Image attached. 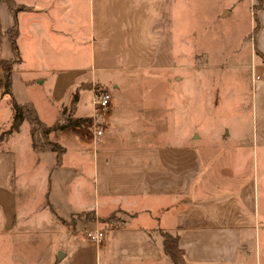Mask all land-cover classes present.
Returning a JSON list of instances; mask_svg holds the SVG:
<instances>
[{"label": "crops", "instance_id": "crops-1", "mask_svg": "<svg viewBox=\"0 0 264 264\" xmlns=\"http://www.w3.org/2000/svg\"><path fill=\"white\" fill-rule=\"evenodd\" d=\"M15 1L26 9L15 14L7 0H0V106L7 103L6 109L10 108L8 125L0 127V133L11 126L14 115L11 96L3 94L1 62L13 58L6 31L15 25L19 28L20 59L13 68L14 97L16 64L23 60L22 50L32 48L41 56L40 65L31 69L41 79L37 84H47L58 99L48 102L57 112L55 121L76 92L79 100L75 117L89 120L82 127L51 134L67 149L60 166L55 165V152L33 150L36 166L43 165L45 159L50 161L46 208L54 216L58 240L54 239L51 263L80 264L84 257L85 264H93L94 248L100 263L104 259L106 264H173L164 251L163 232H169L180 236L189 264H264V10L258 12L260 28L254 41L247 40L246 35L242 39L244 45L250 43L251 65L257 72L251 127L234 131V138L239 140L205 145L196 142L201 138L197 128L185 141H174L169 125L159 119L167 118L168 112H137L141 125L128 131V112H114L112 103L106 112H97L93 105L95 88L104 82L98 72L186 67L175 61V13L179 10L176 6L188 4V0ZM199 2L202 6L208 4L206 11L213 6L210 16L216 22L234 18L246 9L250 12L247 33L254 31L257 0ZM79 43L89 45L90 71L77 63L57 61L53 55L57 47H66L76 59ZM69 77L75 79L69 82ZM25 83L29 89L34 81ZM63 84L67 85L65 92ZM113 87L122 88L117 82ZM88 91L90 111L86 106ZM27 102H33L40 112L34 100L20 103ZM26 123L29 133L25 121L20 132L0 145V233H13L15 217L19 221L12 201L17 177L16 154L10 142L17 139ZM96 127L103 130L101 136H97ZM87 141H92L94 147H89ZM71 153L78 160H73ZM87 163L93 184L81 199L82 191L78 196L72 185L87 177V172L82 173ZM84 211L94 212L98 220L77 219L75 214ZM115 213L119 214L117 221H100ZM96 227L105 232V237L94 247L84 232ZM10 242L13 244L12 239Z\"/></svg>", "mask_w": 264, "mask_h": 264}, {"label": "rangeland", "instance_id": "rangeland-1", "mask_svg": "<svg viewBox=\"0 0 264 264\" xmlns=\"http://www.w3.org/2000/svg\"><path fill=\"white\" fill-rule=\"evenodd\" d=\"M178 7L179 10L176 9L175 13L174 56L179 65L186 67H175L167 71L98 72V77L104 81L102 87L112 94V105L115 107L113 111L128 112V131L131 127L141 125L138 123L140 121L137 112H168L167 118L164 116L159 119L169 125L170 131L175 134L174 141H185L187 136H192L195 128L201 136L197 143L208 145L239 140L234 138V131L237 128H244L245 131L251 127L254 115L252 109L257 72L255 73V67L252 68L251 65L253 60L250 43L247 46L242 43L245 35L247 40L254 41L253 32L247 33L250 30V12L243 9L234 18H222L220 22H216L210 16L213 6L206 11V8L209 9L208 4L202 6L199 0H188V4L179 3L176 8ZM77 49L80 53L76 59L66 47H57V52L53 55L57 61L72 65L77 63L90 71L92 67L89 45L79 43ZM22 51L23 60L16 64V99L19 102L34 100L40 108L42 119L48 124L53 123L58 116L48 102L52 101V98L58 100L57 96L49 90L47 84L38 85L37 82L41 79L38 78V73L31 70L40 65L41 56L32 48ZM178 77L182 79L178 80ZM62 78L66 80V77ZM167 78L172 81H165ZM68 79L72 82L75 78ZM27 80L34 81L29 89V86L25 87ZM115 82L120 83V90L113 87ZM66 88L67 85H61L63 92ZM85 96L89 110L88 106L92 105L90 92H85ZM61 97L64 98L65 95ZM9 99L10 96L7 101L11 104ZM6 104L0 106V127L8 125L6 122L10 108L8 104L9 109H6ZM88 110L84 112L89 113ZM149 119L142 118L143 121ZM229 131L231 136L227 135ZM86 143L89 147H94L92 141ZM10 145L16 154L17 189L12 201L19 221L15 217L13 233H0V264H52L54 239L58 240L57 229L52 222L54 216L46 208L45 191L49 190L47 173L50 161L45 159L43 165H35L37 154L31 146L27 123ZM71 154L73 160H78L77 155ZM88 158H91V155ZM82 169L86 170L82 173L87 172V177L72 187L79 192L78 196L81 190V199H84L86 190L92 188L93 182L88 163L84 164ZM260 184L262 188V180ZM113 216L112 220L117 221L119 214L115 213ZM261 238L264 254V233ZM91 242L95 247L96 242ZM79 259L80 257L77 261ZM92 261L93 264H98V261L99 264H106L104 259L100 263L94 248ZM80 262L85 264V258H81Z\"/></svg>", "mask_w": 264, "mask_h": 264}, {"label": "trees", "instance_id": "trees-1", "mask_svg": "<svg viewBox=\"0 0 264 264\" xmlns=\"http://www.w3.org/2000/svg\"><path fill=\"white\" fill-rule=\"evenodd\" d=\"M254 5V19L255 28L253 34H257L260 28V20L258 16L259 10H264V0H257ZM7 3L11 10L16 14L18 11L26 9L23 5H18L15 0H7ZM13 49V58L10 60L2 61L3 69V94H9L11 96V102L13 106V121L11 126L0 133V145L8 141L14 134L21 131V127L25 121L29 124V134L31 137L32 149L36 152L52 151L56 153V166H60L63 163V157L66 153V147L56 140L51 138V134L58 130H65L69 127H82L85 122L89 121L87 118L75 117L77 109V103L79 100V92L74 93L71 104L64 108L61 112L60 118L53 124L49 125L41 118L36 105L33 102L20 103L13 95V68L14 64L20 59V51L17 43L19 36V28L15 25L13 28L6 31ZM51 209L55 212V209L51 206ZM77 219L96 222L97 216L92 211H84L75 214ZM75 216L70 220L75 221ZM114 216L112 215L106 219H100L102 222L112 221ZM164 237V251L172 259L173 264H189L185 257V251L180 246V236L173 235L169 232H163Z\"/></svg>", "mask_w": 264, "mask_h": 264}, {"label": "built area", "instance_id": "built-area-1", "mask_svg": "<svg viewBox=\"0 0 264 264\" xmlns=\"http://www.w3.org/2000/svg\"><path fill=\"white\" fill-rule=\"evenodd\" d=\"M260 76H258V79ZM112 103V95L109 90L104 87L95 88V97L93 100L94 109L97 112H104L108 110ZM97 136H101L103 134V130L96 127ZM87 237L90 240L95 241L96 243L101 242L105 237V232L96 227L93 229L86 230Z\"/></svg>", "mask_w": 264, "mask_h": 264}]
</instances>
